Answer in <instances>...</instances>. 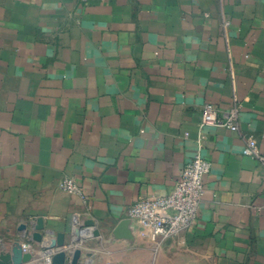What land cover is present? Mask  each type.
<instances>
[{
  "label": "crops",
  "instance_id": "obj_1",
  "mask_svg": "<svg viewBox=\"0 0 264 264\" xmlns=\"http://www.w3.org/2000/svg\"><path fill=\"white\" fill-rule=\"evenodd\" d=\"M235 102L237 131L204 130L194 226L141 238L128 206L170 190L205 103ZM249 135L264 157V0H0V251L46 264L60 232L78 264H264ZM64 176L83 198L58 188Z\"/></svg>",
  "mask_w": 264,
  "mask_h": 264
},
{
  "label": "built area",
  "instance_id": "obj_2",
  "mask_svg": "<svg viewBox=\"0 0 264 264\" xmlns=\"http://www.w3.org/2000/svg\"><path fill=\"white\" fill-rule=\"evenodd\" d=\"M238 109L237 102L225 112H220L211 103L202 106L196 151L183 164L170 190L162 196H139L127 208V214L138 225L141 238L159 246L194 226L204 195V177L211 169V162L202 152L204 130L206 127H227L231 131H237ZM243 154L257 158L264 164V157L259 153L257 141L252 135L245 138ZM58 188L66 193L84 197V190L72 177H62ZM45 262H49V256Z\"/></svg>",
  "mask_w": 264,
  "mask_h": 264
},
{
  "label": "water",
  "instance_id": "obj_3",
  "mask_svg": "<svg viewBox=\"0 0 264 264\" xmlns=\"http://www.w3.org/2000/svg\"><path fill=\"white\" fill-rule=\"evenodd\" d=\"M93 222L88 220L85 225H92ZM25 226L21 225L20 229H24ZM31 228L34 230L31 233V240L40 243L43 240V234L40 232L44 230V225L39 219L35 224H31ZM97 234V231H93ZM65 241L64 234L57 233L55 236V241L47 249L51 251L49 256V262L47 264H78L81 257V251L78 248L69 250V255L64 249ZM24 246L16 245L11 248L10 251L4 252L0 251V264H35L37 259H34L33 255L29 251L23 250Z\"/></svg>",
  "mask_w": 264,
  "mask_h": 264
}]
</instances>
